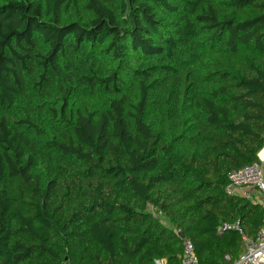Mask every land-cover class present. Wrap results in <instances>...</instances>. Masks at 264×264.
<instances>
[{"label": "trees", "instance_id": "trees-1", "mask_svg": "<svg viewBox=\"0 0 264 264\" xmlns=\"http://www.w3.org/2000/svg\"><path fill=\"white\" fill-rule=\"evenodd\" d=\"M263 148L264 0H0V264H226Z\"/></svg>", "mask_w": 264, "mask_h": 264}, {"label": "built area", "instance_id": "built-area-1", "mask_svg": "<svg viewBox=\"0 0 264 264\" xmlns=\"http://www.w3.org/2000/svg\"><path fill=\"white\" fill-rule=\"evenodd\" d=\"M259 156V154H258ZM260 161L242 167L230 173L226 191L230 195H239L248 200L253 197V190L260 194V204L263 209V224L255 238H249L242 232L238 222L222 221L218 227V233L226 231H239L243 238L244 250L236 259H231L225 255L226 264H264V157L259 156ZM156 216L162 215L157 209H152ZM181 234L182 231L178 230ZM181 264H199V259L195 252L194 243L183 238V252L180 256ZM153 264H168L166 258H156Z\"/></svg>", "mask_w": 264, "mask_h": 264}, {"label": "crops", "instance_id": "crops-1", "mask_svg": "<svg viewBox=\"0 0 264 264\" xmlns=\"http://www.w3.org/2000/svg\"><path fill=\"white\" fill-rule=\"evenodd\" d=\"M264 150V148L261 150V151H263ZM260 151V152H261ZM260 152H259V156H261L260 155ZM261 157H264V154L261 156ZM253 197H252V199H250V201L252 202V203H255V204H259V205H261L260 204V194L258 193V192H256L255 190H253Z\"/></svg>", "mask_w": 264, "mask_h": 264}, {"label": "bare ground", "instance_id": "bare-ground-1", "mask_svg": "<svg viewBox=\"0 0 264 264\" xmlns=\"http://www.w3.org/2000/svg\"><path fill=\"white\" fill-rule=\"evenodd\" d=\"M264 154V150L260 152V155L262 156Z\"/></svg>", "mask_w": 264, "mask_h": 264}]
</instances>
